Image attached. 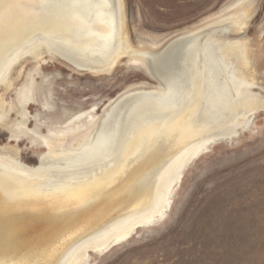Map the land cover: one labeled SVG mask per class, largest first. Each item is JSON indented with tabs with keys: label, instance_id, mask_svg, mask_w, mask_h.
Wrapping results in <instances>:
<instances>
[{
	"label": "bare ground",
	"instance_id": "6f19581e",
	"mask_svg": "<svg viewBox=\"0 0 264 264\" xmlns=\"http://www.w3.org/2000/svg\"><path fill=\"white\" fill-rule=\"evenodd\" d=\"M245 24V16L232 20L238 29ZM132 51L123 0H0L4 92L23 58L36 61L34 72L50 55L98 73ZM144 56L161 90L123 95L87 130L42 136L37 165L0 151V264H84L90 252L125 242L163 218L190 163L264 111L262 79L244 42L194 31L175 37L159 58ZM33 88L29 73L12 102L0 95V127L10 137L27 134Z\"/></svg>",
	"mask_w": 264,
	"mask_h": 264
},
{
	"label": "rangeland",
	"instance_id": "374dc122",
	"mask_svg": "<svg viewBox=\"0 0 264 264\" xmlns=\"http://www.w3.org/2000/svg\"><path fill=\"white\" fill-rule=\"evenodd\" d=\"M123 7L134 51L110 72L81 70L50 55L35 72L36 61L29 58L13 67V86L7 92L1 88L0 95L12 102L32 74L29 129L10 137L8 128L0 127V151L37 165L46 151L42 136L87 130L91 117L98 124L123 95L161 90L163 82L144 53L158 57L175 37L194 31L211 32L217 42L246 43L250 69L256 67L264 86V0H123ZM241 16L246 24L238 29L232 20ZM159 69L169 74L167 65ZM15 117L13 111L10 121ZM84 264H264V111L252 115L236 137L216 141L189 164L161 220L106 252H90Z\"/></svg>",
	"mask_w": 264,
	"mask_h": 264
}]
</instances>
